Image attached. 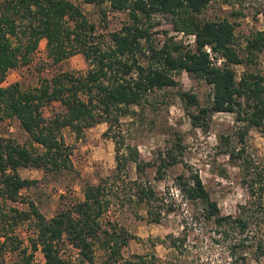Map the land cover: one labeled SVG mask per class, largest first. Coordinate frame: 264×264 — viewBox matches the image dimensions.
Instances as JSON below:
<instances>
[{
  "label": "trees",
  "instance_id": "trees-1",
  "mask_svg": "<svg viewBox=\"0 0 264 264\" xmlns=\"http://www.w3.org/2000/svg\"><path fill=\"white\" fill-rule=\"evenodd\" d=\"M211 1L109 0L112 10L126 11L128 18L119 29L106 32L105 41L81 6L101 7L104 0H0V119L15 118L29 138L20 144L0 135V264H39L34 259L38 250L43 264H183L194 251L201 256L203 239L223 249L231 264H264V160L249 152L245 139L249 129L264 137V74L250 69L264 51V29L248 36L243 47L236 46L233 22L199 17ZM100 11L106 20V12ZM156 16L194 36L193 45L166 31L157 43L151 31L156 24L150 21ZM41 39L52 63L80 53L88 69L60 72L31 89L18 82L2 85L10 69L30 61ZM236 65L244 66L239 76ZM181 72L210 87L205 104L193 92H179L193 127L208 129L217 112L234 113L240 122L234 134L218 136L221 153L240 168L247 194L233 213L221 211L199 173L184 162L179 135L153 161L141 159L137 147L125 143L122 119L151 93L176 87ZM54 102L62 110L45 116L44 107ZM98 123L107 124L105 135L114 142L115 167L109 174L84 182L83 198L50 218L31 200L27 208L11 204L37 183L21 176L19 169L45 174L72 169V147L63 128L79 140L86 128ZM179 164L183 171L172 178L179 198L169 187L158 191L146 177L148 167L160 180ZM132 166L135 179L129 176ZM116 200L151 223L178 215L180 228L151 238L145 253L126 257L123 249L134 236L110 218ZM25 224L32 227L27 244L17 232ZM157 244L165 248L164 257L156 253Z\"/></svg>",
  "mask_w": 264,
  "mask_h": 264
},
{
  "label": "rangeland",
  "instance_id": "rangeland-1",
  "mask_svg": "<svg viewBox=\"0 0 264 264\" xmlns=\"http://www.w3.org/2000/svg\"><path fill=\"white\" fill-rule=\"evenodd\" d=\"M81 6L88 19L96 24L97 32L105 41L108 40L106 32L119 29L128 18L126 11L112 10L109 0H104L101 7L84 3ZM100 9L106 12V20L102 19ZM199 17L209 20L226 18L233 22L235 44L243 47L248 36L256 30L264 29V0H212ZM150 21L156 24L151 31L155 33L154 38L157 43L162 42L165 37L164 31H166L185 44L193 45L194 36L174 30L167 18L156 16ZM45 46V39H41L35 52L30 55V61L10 69L2 85L18 82L22 88L31 89L39 86L44 79L60 72L84 73L88 69V64L80 53L59 63H52L47 57ZM234 69L239 76L244 66L236 65ZM250 69L264 74V51L259 54L257 64L252 65ZM176 79L178 80L176 87L151 93L148 101L136 106L133 114L122 119L121 130L125 143L136 146L141 159L153 161L158 158V152L171 146L179 135L184 145V162L199 173L221 211L233 213L237 204L243 202L247 194L241 184V170L227 155L221 153L223 145L219 143L218 136L234 134L240 122L236 121L234 113L217 112L212 115L208 129L193 127L179 92H193L199 102L205 104L210 94V87L202 80L192 78L186 72L178 74ZM61 110L62 106L54 102L44 107V115L52 116ZM106 129V123H98L86 128L84 136L77 140L68 128H63L61 133L66 143L72 147L70 155L72 169L59 174H45L35 168L19 169L21 176L35 179L37 183L23 189L22 199L18 203L11 204L19 208H27L26 202L31 200L46 218H50L60 208L81 200L83 198L81 186L84 182H97L100 177L109 174L115 167L114 142L105 135ZM0 135L12 138L20 144L29 142L28 135L20 128L15 118L0 119ZM235 138L237 137L233 135L232 140ZM245 139L249 152L258 160H264V137L255 129H249ZM181 171H183V165H176L167 170L162 179L157 180L155 169L148 167L146 177L158 191H166L169 187V191L174 192L175 198H179L174 190L172 178ZM129 176L130 179L136 178L133 166ZM123 182L126 184L129 181L125 179ZM119 184L118 192L122 189V182L120 181ZM138 214L140 215L133 213L126 203L118 200L115 201V206L109 213L110 218L119 222L134 236L123 249L126 257L145 253L150 249L151 238H162L165 234L177 232L180 228L178 215L165 216L159 223H151L142 218L141 213ZM31 228L27 224L18 228L17 232L24 238V244L28 243L27 237L32 234ZM65 250L70 254L74 252L71 247ZM199 250L200 257L194 251L190 255L193 258L189 257L183 264H231L226 252L217 245L210 246L208 239H203ZM155 251L161 257H164L166 252L160 244H157ZM34 259L39 264L44 263L39 250L34 253Z\"/></svg>",
  "mask_w": 264,
  "mask_h": 264
},
{
  "label": "built area",
  "instance_id": "built-area-1",
  "mask_svg": "<svg viewBox=\"0 0 264 264\" xmlns=\"http://www.w3.org/2000/svg\"><path fill=\"white\" fill-rule=\"evenodd\" d=\"M10 128H11V126H10Z\"/></svg>",
  "mask_w": 264,
  "mask_h": 264
}]
</instances>
